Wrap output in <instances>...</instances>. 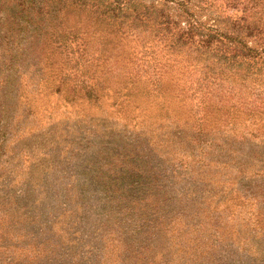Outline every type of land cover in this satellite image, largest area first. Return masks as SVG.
Segmentation results:
<instances>
[{
  "label": "rangeland",
  "instance_id": "rangeland-1",
  "mask_svg": "<svg viewBox=\"0 0 264 264\" xmlns=\"http://www.w3.org/2000/svg\"><path fill=\"white\" fill-rule=\"evenodd\" d=\"M116 1L125 18L93 0L0 7V264H264V63L224 80L233 99L198 94L206 61ZM215 6L191 12L240 15Z\"/></svg>",
  "mask_w": 264,
  "mask_h": 264
},
{
  "label": "trees",
  "instance_id": "trees-1",
  "mask_svg": "<svg viewBox=\"0 0 264 264\" xmlns=\"http://www.w3.org/2000/svg\"><path fill=\"white\" fill-rule=\"evenodd\" d=\"M20 1L23 3L19 6H25L26 3L34 4L33 0ZM44 1L40 0L42 3ZM88 1L81 0L82 5H87ZM93 1L90 7L95 8V14L109 15L115 19L125 18L122 15L125 13L124 6L120 4V1H112L118 2L117 7L111 3L104 4L105 0ZM10 2L11 0H0L2 11ZM168 2L174 3L176 13L166 9L165 4L158 8L153 4L144 6L135 3V5L128 0L126 21L131 25L138 24L153 41L163 44L169 50L192 49L195 60L206 61L200 68L199 77L195 80V90L198 94H209L215 91L220 101L226 95L228 96L226 98L233 99L234 96L230 92L234 88L225 89L224 80L228 76L235 77V74H239L241 70H244V77H247L251 64L264 63V0H168ZM217 3L239 12L240 15L212 13L210 19L213 25L205 27L194 18L191 12V9L206 11L208 8H218L215 6ZM14 20H24L29 25L41 24V27H43V21L46 22L48 26L43 27L38 35L41 37L48 35L47 40L52 38L53 41H70L71 35L74 34L67 30L64 33L59 31L60 24L57 22V17L17 14ZM73 41L76 42V40ZM61 47L63 46L57 48L63 49ZM69 54H74L72 48ZM145 73L155 85H158L159 70ZM259 105L255 104L254 107L264 106L261 103Z\"/></svg>",
  "mask_w": 264,
  "mask_h": 264
}]
</instances>
